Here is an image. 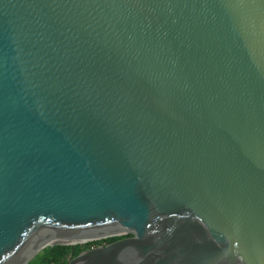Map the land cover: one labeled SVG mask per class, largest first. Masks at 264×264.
<instances>
[{"label": "water", "instance_id": "water-1", "mask_svg": "<svg viewBox=\"0 0 264 264\" xmlns=\"http://www.w3.org/2000/svg\"><path fill=\"white\" fill-rule=\"evenodd\" d=\"M125 235L264 264V0H0V264Z\"/></svg>", "mask_w": 264, "mask_h": 264}, {"label": "trees", "instance_id": "trees-1", "mask_svg": "<svg viewBox=\"0 0 264 264\" xmlns=\"http://www.w3.org/2000/svg\"><path fill=\"white\" fill-rule=\"evenodd\" d=\"M129 236L130 235L106 238L104 240L92 241L82 245L46 247L42 250L41 253L36 255L28 264H65V258L69 255L75 257L83 250L106 245Z\"/></svg>", "mask_w": 264, "mask_h": 264}, {"label": "rangeland", "instance_id": "rangeland-1", "mask_svg": "<svg viewBox=\"0 0 264 264\" xmlns=\"http://www.w3.org/2000/svg\"><path fill=\"white\" fill-rule=\"evenodd\" d=\"M103 237H105V236L97 237V238H94V239H92V240H88V241H86V242H90V241H98V240H104V239H101V238H103ZM76 245H82V244H76Z\"/></svg>", "mask_w": 264, "mask_h": 264}, {"label": "bare ground", "instance_id": "bare-ground-1", "mask_svg": "<svg viewBox=\"0 0 264 264\" xmlns=\"http://www.w3.org/2000/svg\"><path fill=\"white\" fill-rule=\"evenodd\" d=\"M67 243H69V242H67ZM72 244H77V243H82V242H71Z\"/></svg>", "mask_w": 264, "mask_h": 264}, {"label": "clouds", "instance_id": "clouds-1", "mask_svg": "<svg viewBox=\"0 0 264 264\" xmlns=\"http://www.w3.org/2000/svg\"><path fill=\"white\" fill-rule=\"evenodd\" d=\"M113 237H117V236H113ZM121 237V236H120ZM109 238H112V237H109Z\"/></svg>", "mask_w": 264, "mask_h": 264}]
</instances>
